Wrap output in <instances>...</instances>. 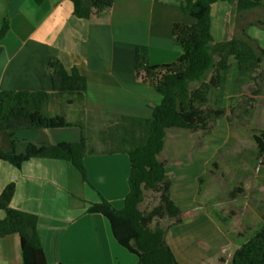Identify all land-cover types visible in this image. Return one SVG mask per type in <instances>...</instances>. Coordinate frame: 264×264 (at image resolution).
<instances>
[{
	"label": "crops",
	"instance_id": "crops-1",
	"mask_svg": "<svg viewBox=\"0 0 264 264\" xmlns=\"http://www.w3.org/2000/svg\"><path fill=\"white\" fill-rule=\"evenodd\" d=\"M109 17L108 25L89 24L73 14L70 0L40 3L0 0V26L3 19L9 23L0 39V91L41 89L51 92L52 83L45 75V66L54 56L67 70L75 67L86 78V90L81 102L71 96L51 98L44 104L43 113L63 115L67 121L77 122L83 128L95 122H133V118L144 117V114L149 117L148 103L158 104L161 96L148 83L135 79V47H148L150 64L172 62L182 52L173 41L172 25L174 22L192 23L193 19L183 12L179 0H115ZM245 24L244 17L236 20V8L228 2L216 1L211 5L210 32L216 41L238 33ZM246 31L264 47V29L249 25ZM75 102L79 109L67 110ZM72 110L79 115L78 121L69 119ZM64 128L79 130L68 135L47 132L49 130L44 128L22 129L16 131L14 137L0 132V149L10 150L11 140L14 149L23 152L29 142L79 139L78 126L52 129L63 131ZM97 133H101V129ZM101 151L83 159L88 182L65 160L30 158L19 167L0 160V192L6 184L14 182L10 205L37 215V231L46 264L137 262L136 255L114 239L103 215L85 212L88 203L99 201L101 196L119 209L128 192L127 154ZM170 196L173 198L172 184ZM3 216L0 210V217ZM180 224H175L174 228ZM166 239L168 241V235ZM169 245L176 259L186 264V255ZM193 255L196 258V254ZM0 264H22L17 234L0 237Z\"/></svg>",
	"mask_w": 264,
	"mask_h": 264
},
{
	"label": "trees",
	"instance_id": "trees-1",
	"mask_svg": "<svg viewBox=\"0 0 264 264\" xmlns=\"http://www.w3.org/2000/svg\"><path fill=\"white\" fill-rule=\"evenodd\" d=\"M40 3L43 0H34ZM73 14L92 25H108L109 10L115 0H70ZM180 7L192 23L174 22L173 41L181 54L172 62L150 64L148 47L137 45L134 74L137 81L148 83L161 96L158 104L148 103L150 116L136 117L141 133L120 136L114 146L101 153L124 152L129 160L128 192L121 208L107 199L88 203L86 213H99L109 222L111 233L119 245L137 257L136 264H181L166 240V227L159 221L168 218V226L182 223L181 208L170 196L171 181L165 160L159 158L168 128L191 131L204 130L209 123L226 116L224 90L231 68L235 65L231 97L252 77L264 59V47L259 45L246 28L255 25L264 29V21H248L239 32L230 33L226 40L216 41L210 32V9L216 1H226L236 8V20L246 19L247 13L264 8V0H179ZM9 28L7 19L0 26V39ZM236 29V27H235ZM236 31V30H235ZM52 91L1 90L0 132L14 137L22 129H52L78 126L77 141L26 144L23 152L0 149V160L19 167L30 158L60 159L71 163L84 182H88L83 159L98 153L89 144L82 125L67 121L63 115L43 113L51 98L71 96L81 102L86 90V78L72 67L67 70L57 57L45 66ZM195 83H197L195 85ZM256 155L264 165V130L253 135ZM15 190L9 182L0 192V237L17 234L20 239L22 264H46V256L37 231V215L10 205ZM146 190L156 193L158 201L150 209H142ZM86 264V263H60ZM198 264H211L203 259ZM229 264H264V223L233 250Z\"/></svg>",
	"mask_w": 264,
	"mask_h": 264
},
{
	"label": "rangeland",
	"instance_id": "rangeland-1",
	"mask_svg": "<svg viewBox=\"0 0 264 264\" xmlns=\"http://www.w3.org/2000/svg\"><path fill=\"white\" fill-rule=\"evenodd\" d=\"M258 20L264 21V8L248 12L245 23ZM235 70L234 65L224 90L226 116L204 130L168 128L159 155L166 161L172 197L184 218L177 228L168 226V218L161 219L159 225L166 227L168 244L186 255V264L203 259L229 264L235 247L264 223V165L259 163L253 139L264 130V59L240 91L229 98ZM70 108L78 110L79 104L75 102L67 110ZM71 114L69 119L79 120L74 110ZM47 130L71 135L79 129ZM84 131L96 150L109 149L120 136L141 133L135 120L95 122ZM157 201L156 193L146 190L141 208L150 209Z\"/></svg>",
	"mask_w": 264,
	"mask_h": 264
}]
</instances>
